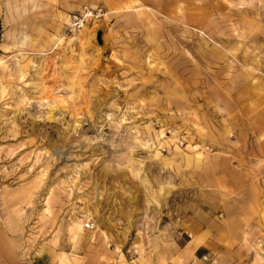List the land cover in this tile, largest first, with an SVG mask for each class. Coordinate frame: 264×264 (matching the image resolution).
Masks as SVG:
<instances>
[{
  "label": "rangeland",
  "instance_id": "rangeland-1",
  "mask_svg": "<svg viewBox=\"0 0 264 264\" xmlns=\"http://www.w3.org/2000/svg\"><path fill=\"white\" fill-rule=\"evenodd\" d=\"M252 214L264 223V0H0L10 256L179 263Z\"/></svg>",
  "mask_w": 264,
  "mask_h": 264
},
{
  "label": "crops",
  "instance_id": "crops-1",
  "mask_svg": "<svg viewBox=\"0 0 264 264\" xmlns=\"http://www.w3.org/2000/svg\"><path fill=\"white\" fill-rule=\"evenodd\" d=\"M248 221V224L243 225V231L239 226L237 227L238 232L231 237L217 236L209 238L205 232L198 233L182 250L183 261L172 264H264V223L260 222L261 219L259 220L254 214ZM75 230L72 233L74 240L78 236V230ZM85 238V236H81L77 239L74 249L82 258L88 253L89 249L88 244H84ZM0 242V264L54 263V254L48 252L36 255L29 261L18 255L10 256L8 245L3 243L5 240L2 239ZM204 256H207L208 261L202 259ZM81 262V264H90L87 258Z\"/></svg>",
  "mask_w": 264,
  "mask_h": 264
},
{
  "label": "built area",
  "instance_id": "built-area-1",
  "mask_svg": "<svg viewBox=\"0 0 264 264\" xmlns=\"http://www.w3.org/2000/svg\"><path fill=\"white\" fill-rule=\"evenodd\" d=\"M75 18L77 19V21L80 20V18L77 17V16H75ZM84 227L86 229H93L94 228V224L92 222H87V223H85ZM202 259L204 261H207L208 260L207 256H204ZM191 264H194V263H191Z\"/></svg>",
  "mask_w": 264,
  "mask_h": 264
},
{
  "label": "water",
  "instance_id": "water-1",
  "mask_svg": "<svg viewBox=\"0 0 264 264\" xmlns=\"http://www.w3.org/2000/svg\"><path fill=\"white\" fill-rule=\"evenodd\" d=\"M98 40L100 43L102 42V33L101 32H98Z\"/></svg>",
  "mask_w": 264,
  "mask_h": 264
},
{
  "label": "bare ground",
  "instance_id": "bare-ground-1",
  "mask_svg": "<svg viewBox=\"0 0 264 264\" xmlns=\"http://www.w3.org/2000/svg\"><path fill=\"white\" fill-rule=\"evenodd\" d=\"M47 206V205H46ZM48 207V206H47ZM74 227V226H73ZM73 227H72V230H73ZM75 228V227H74ZM78 228H79V226H78Z\"/></svg>",
  "mask_w": 264,
  "mask_h": 264
}]
</instances>
